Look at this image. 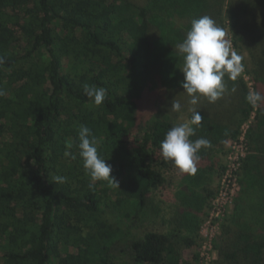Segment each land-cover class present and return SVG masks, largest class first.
<instances>
[{"label": "trees", "instance_id": "trees-1", "mask_svg": "<svg viewBox=\"0 0 264 264\" xmlns=\"http://www.w3.org/2000/svg\"><path fill=\"white\" fill-rule=\"evenodd\" d=\"M203 15L250 54L252 85L226 74L220 98L192 105L177 45ZM0 58V264H195L183 252L198 244L211 181L224 169L218 152L254 112L214 264H264V0H0ZM85 85L105 88L103 103ZM250 93L262 98L251 103ZM192 107L202 120L190 139L211 146L163 219L154 191L176 165L161 141L181 115L191 121ZM82 125L119 187L84 169ZM159 220L166 232L151 229Z\"/></svg>", "mask_w": 264, "mask_h": 264}, {"label": "clouds", "instance_id": "clouds-1", "mask_svg": "<svg viewBox=\"0 0 264 264\" xmlns=\"http://www.w3.org/2000/svg\"><path fill=\"white\" fill-rule=\"evenodd\" d=\"M177 49L183 56L182 87L191 97L192 105L197 104L201 95L207 97L209 102H215L225 91V75L235 80L244 70L242 57L232 50L225 30L207 15L191 21V28L184 40L177 45ZM3 62V58H0V64ZM84 92L96 105L103 103L107 95L105 88L96 86L85 85ZM3 95L4 91L0 90V96ZM261 98L259 93H250L247 96L248 101L254 104ZM171 108L179 112L182 105L179 101H173ZM190 111L192 112L190 123H179L172 127L161 141L160 148L165 160L173 161L183 172L195 174L196 162L199 159L197 153L202 147L211 145L205 138L195 141L190 139L195 134L192 125H199L202 120L196 108L193 107ZM78 140L79 156L92 181L110 180L119 187L111 175L112 166L100 155L96 137L89 127L82 125L79 128ZM65 155L69 156L71 153L65 152ZM64 180V177L57 176L54 178V183H62ZM89 187H92V184Z\"/></svg>", "mask_w": 264, "mask_h": 264}, {"label": "rangeland", "instance_id": "rangeland-1", "mask_svg": "<svg viewBox=\"0 0 264 264\" xmlns=\"http://www.w3.org/2000/svg\"><path fill=\"white\" fill-rule=\"evenodd\" d=\"M227 35L229 37V42L232 46V50L237 52L242 57V64L244 66V70L241 74L245 78L249 86H251L252 79L249 73V69L251 68L252 63H251L250 54L247 51L236 49V47L232 43V33L229 28H227ZM188 113L181 115L176 121V124L185 123V122L190 123ZM243 131H244L243 128H241L242 133ZM247 140L249 142L248 133L245 134V141L247 142ZM248 150H249V145H248ZM231 151L232 149L230 147V143L228 142L225 151L223 150L218 152V157L220 158L221 163L224 165V169L222 174L219 175L218 173H216L213 176V179L211 181V189L212 191H214V195L211 196V198L209 199L208 205L206 206L204 210V214L202 216L203 220L201 222L199 229L198 244L184 250L183 252L184 261H193L195 264H197V261L194 260V257L196 256V254L199 256L200 247L203 245V239H204L202 233L203 230L208 227L212 228V226H214L215 227L214 232H219V230L222 227V224L226 221V217L228 216V214H230L233 211L234 202H232V200L234 195H236L237 192L239 191V178L236 180L235 176L234 177L230 176L225 180V175H224L226 166L233 167L234 165V162H232V159L234 158L232 159L229 158ZM234 155L235 154H233V156ZM163 172L166 177L165 186L159 188L158 190H155L154 194L156 195L162 207L164 214L163 219H168L174 213V210L178 205L177 192L180 188V184L184 172L181 171L177 166H174L170 169H163ZM216 197H219L221 200L222 213H224V216L220 215L219 217H216V215H214L213 218L207 219V217L211 216V211H212L211 208H213L214 206L213 203L215 202ZM209 219H210V223L206 225L207 224L206 221ZM151 229L157 232H166L168 229V225L164 224L163 221L159 220L158 223L151 226ZM217 255H216V259H217Z\"/></svg>", "mask_w": 264, "mask_h": 264}, {"label": "built area", "instance_id": "built-area-1", "mask_svg": "<svg viewBox=\"0 0 264 264\" xmlns=\"http://www.w3.org/2000/svg\"><path fill=\"white\" fill-rule=\"evenodd\" d=\"M252 85V83H251ZM255 116V112L252 115V118L250 121H247L243 124L242 128H243V133L241 132V134L236 138V139H232L229 141L230 143V147L232 149L231 154H230V159H232V162H234L233 167H228L226 166L225 168V180L232 176H235V179L237 180L239 178V173L241 171V167H242V162L244 160V158L247 156L248 154V140L247 142L245 141V134L248 133V128L252 122V120L254 119ZM246 126V127H245ZM233 154H235L233 156ZM229 185V184H228ZM240 184H239V191H240ZM238 191V192H239ZM237 192V194H238ZM236 194V195H237ZM236 195H234L232 202H234ZM213 208H211V216L207 217L208 218H213L214 215H216V217H219L220 215L224 216V213H222V203L219 197H216L215 202L213 203ZM210 219L207 220V224L208 225L210 223ZM215 231V227L212 226V228H206L203 230V245L200 247L199 250V256H198V260H197V264H214V260L216 259V255H217V251L214 248V238L216 235H218L221 232V229L219 230V232H214Z\"/></svg>", "mask_w": 264, "mask_h": 264}]
</instances>
